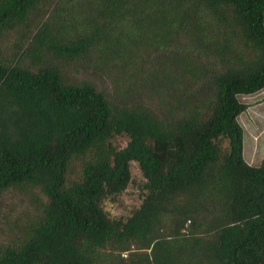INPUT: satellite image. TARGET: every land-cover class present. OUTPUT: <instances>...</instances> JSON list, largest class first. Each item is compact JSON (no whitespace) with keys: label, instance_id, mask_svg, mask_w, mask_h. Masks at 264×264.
Masks as SVG:
<instances>
[{"label":"trees","instance_id":"obj_1","mask_svg":"<svg viewBox=\"0 0 264 264\" xmlns=\"http://www.w3.org/2000/svg\"><path fill=\"white\" fill-rule=\"evenodd\" d=\"M43 1L0 0V36ZM262 91L264 0H54L0 58V195L46 198L0 264H264V163L238 120ZM133 162L141 204L113 218Z\"/></svg>","mask_w":264,"mask_h":264},{"label":"rangeland","instance_id":"obj_2","mask_svg":"<svg viewBox=\"0 0 264 264\" xmlns=\"http://www.w3.org/2000/svg\"><path fill=\"white\" fill-rule=\"evenodd\" d=\"M53 2L54 0L43 1L30 14L26 24L0 36V58L11 57L17 44L22 45L27 35L31 36L37 32L39 24H42L50 13ZM80 66L83 67L78 63L62 62V67L71 81L88 80L100 90L112 92L111 78L105 74L84 71ZM240 101L249 106L238 119L245 131L243 156L247 162H252L251 165L259 166L264 163V92L241 97ZM111 142L116 147L123 148L128 138L117 136ZM255 144L258 146L257 150ZM80 167L79 161L73 164L74 176L79 174ZM130 169L132 181L126 191L117 198L116 202L103 203L104 210L113 218H127L141 204L139 185L142 182V174L137 163H131ZM45 203L46 198L39 190L16 188L2 193L0 195V246L18 241L25 227L35 215L39 214Z\"/></svg>","mask_w":264,"mask_h":264},{"label":"crops","instance_id":"obj_3","mask_svg":"<svg viewBox=\"0 0 264 264\" xmlns=\"http://www.w3.org/2000/svg\"><path fill=\"white\" fill-rule=\"evenodd\" d=\"M262 92H264V91H262ZM259 94V93H258ZM258 94H256V95H258ZM244 130V129H243ZM244 135H245V131H244ZM256 138V137H255ZM244 139H245V136L243 137V146H244ZM255 147H256V150H257V148H258V146H256V144H255ZM253 161V160H252ZM247 162V161H246ZM247 163H249L250 165L252 164V162H247Z\"/></svg>","mask_w":264,"mask_h":264}]
</instances>
